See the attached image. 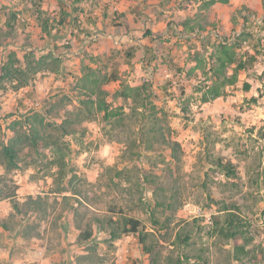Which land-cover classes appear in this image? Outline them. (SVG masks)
Here are the masks:
<instances>
[{"label": "rangeland", "instance_id": "obj_1", "mask_svg": "<svg viewBox=\"0 0 264 264\" xmlns=\"http://www.w3.org/2000/svg\"><path fill=\"white\" fill-rule=\"evenodd\" d=\"M43 3L53 11L37 6ZM115 4L0 0V264H264L233 258L241 236L209 234L214 216H224L228 207L239 214L245 237L254 238L248 245L253 254L264 249V51L239 72L236 84L224 86V94L201 103L190 94L213 84L209 52L195 58L187 46L196 36L190 28L205 34L210 23L173 18L169 33L153 32L150 40L144 35L153 23H134ZM14 11L33 17L41 11L43 19L51 18V30H26L22 21L8 27ZM75 16L84 30L81 41L98 38L80 46V38L70 35ZM250 23L239 56L264 36L263 12ZM235 28L223 36L242 32ZM131 45L143 49L128 64L124 51ZM150 46L157 58L147 65ZM113 50L120 55L112 60ZM167 50L172 62L164 57ZM12 53L24 70L18 79L3 77ZM99 97L115 115L97 109ZM31 127L44 139L39 144L29 138ZM3 142L18 152L12 168ZM218 160L233 162L236 175L226 176ZM189 204L201 215L189 214ZM122 214L142 220L152 233V253L133 233L112 240L108 225L99 222ZM180 232L190 234L187 243L178 239Z\"/></svg>", "mask_w": 264, "mask_h": 264}, {"label": "trees", "instance_id": "obj_2", "mask_svg": "<svg viewBox=\"0 0 264 264\" xmlns=\"http://www.w3.org/2000/svg\"><path fill=\"white\" fill-rule=\"evenodd\" d=\"M215 1V0H213ZM222 2H226L228 0H221ZM37 6L41 7L37 4ZM39 14V19H43L41 16V11ZM17 20V12H12L11 17L8 21V27L13 28L14 23ZM247 20V18H246ZM15 21L14 23H12ZM78 17L75 16L74 25L76 29L78 28L79 24L77 23ZM52 21L51 18H44L42 20V30L45 33L51 30ZM188 22H185L184 25H187ZM202 27L200 24H198ZM252 27L251 23L245 24L242 32L235 36L234 38L222 36L219 38L218 42L211 43V38H207L206 40H202L201 46L203 49H211L209 54V71L213 77V84L208 86H200L196 87L195 91L190 94V97L195 101L205 103L210 101L213 98H217L224 94V86L226 85H234L238 81L239 72L241 70L247 69L249 66H252L255 61H257L258 56L257 54L260 51H264V36L257 37L251 43L252 48L255 50L254 53H250L249 51H244L243 56L238 55V48L241 49L244 46V42L246 40L245 33ZM191 30H195V27H191ZM78 32L75 33L78 38H81L80 33L84 32V30L77 29ZM151 31H148L147 34L150 35ZM237 40V41H236ZM141 48V46L131 45L124 51V57L127 59L128 64H132V60L136 56L137 51ZM155 50L152 47H147L146 53L149 54L147 57L146 63L147 65H151L153 60L157 58V54L154 52ZM198 53V52H197ZM198 53L197 55H199ZM120 55L117 50H113L112 54L109 56V59H115L117 56ZM51 55L47 54L42 56L40 59H45ZM54 59V58H53ZM89 59L91 61H97L98 56L90 55ZM40 61V60H39ZM19 63V59L16 57L15 53L9 57L8 61L5 62L3 65V77H8L12 79H18V74H22L24 70L17 66ZM232 67V72L229 73V68ZM178 70H182V68L177 67ZM110 76L112 79L119 78V62L114 63V67L110 72ZM220 80V81H219ZM169 84L167 81L161 85L163 90L168 89ZM243 86L245 90H249L251 88V84L248 81L243 82ZM94 90L91 91L93 93ZM86 95L88 92L86 90ZM126 98L129 97L130 94L127 92H122ZM95 102V101H94ZM97 109L99 111H103L105 116H113L115 115L112 110H110V103L106 100L105 97H99L98 100L95 102ZM31 134L29 135L30 139L33 140L34 143L39 144L43 141V137L37 132L35 128H30ZM2 153L7 161V168H12L16 165V159L18 156V152L14 145L7 144L3 142L2 144ZM218 166L221 167L226 176H235L236 169L233 162H223L222 160H218ZM225 211V215H215L214 216V224L212 229L209 230V234L212 235H219L222 238L226 239H236L239 236L243 238V243L236 244L233 249V258L237 261H242L245 257H255L258 261H264V249L260 248V251L257 254H253L252 250L248 248V245L254 241L253 237H245V232L243 230L244 223L239 217V214L236 211L230 210L228 207L223 209ZM108 225L110 228V238L112 240L119 239L122 235L133 233L136 234L138 237L139 243L142 245V249L145 253H152L153 246L147 244V238L152 234L148 230H146L143 226V222L141 219L128 215L122 214L118 218H107L105 220H99L101 225L104 226L103 222ZM91 232H87L85 238L90 237ZM178 239L182 243H187L191 236L188 233L183 234L178 233ZM187 258H189L187 256Z\"/></svg>", "mask_w": 264, "mask_h": 264}, {"label": "crops", "instance_id": "obj_3", "mask_svg": "<svg viewBox=\"0 0 264 264\" xmlns=\"http://www.w3.org/2000/svg\"><path fill=\"white\" fill-rule=\"evenodd\" d=\"M115 2L116 4L114 9H118L121 12L127 13L128 19L130 18L134 23L142 22L144 18L153 23V26L151 25L152 31L147 28L144 35V38L148 37L150 40L156 38L153 32L169 33L170 27L167 24L173 18L177 21L189 18L192 19L194 23H198L202 18L206 20V22L210 23V25H208L207 29L205 30V34H202L201 32V34L199 33L196 34V36H192V43L187 46L189 49V54L193 56L195 55V58L198 53L201 54V51H208L209 54L211 52V49L207 50L202 48V40L211 38V43L215 41L218 42L220 37L234 29L235 26H237L235 29L241 31L243 30L245 24L250 23V21H254L256 14L260 15V13H264V0H228L226 2H222L221 0H114V3ZM48 6V4L43 3L41 9L53 11V6H49L50 8H48ZM128 11L132 13H128ZM17 15L19 17L17 18L16 22L13 21L12 23L15 22L14 24H17V22L22 21L28 25L26 30L29 29L32 31L37 29V31L42 32L44 35L47 34L43 32L42 27L37 22L40 20L38 12L36 17L29 16L24 12H22V14L17 13ZM79 22H81V20H79ZM216 24L218 25L216 26ZM84 25L89 28H93L95 26L93 23H84ZM195 30H198V27H195ZM148 31H151L150 35L147 34ZM77 32L78 30L75 27L71 29L70 35L74 40L76 38L75 33ZM106 34L109 37L115 36L114 33L110 34V32H106ZM80 36L81 38L79 40V45L81 46L82 42H84L83 40L81 41L84 35L80 33ZM250 47L251 49L249 52L254 53L255 50L252 48L251 44L245 48L249 49ZM26 49L31 48L27 46ZM42 49H44V47H42ZM141 49L143 48L141 47L137 53ZM164 55L165 59H168L171 62L173 61V55H169V50H167ZM164 71L166 75L171 76V74L168 72L169 69L166 68ZM182 71L183 68L180 72Z\"/></svg>", "mask_w": 264, "mask_h": 264}, {"label": "built area", "instance_id": "obj_4", "mask_svg": "<svg viewBox=\"0 0 264 264\" xmlns=\"http://www.w3.org/2000/svg\"><path fill=\"white\" fill-rule=\"evenodd\" d=\"M195 34H199V30H196V32H195ZM240 34V32H238V31H234V33H233V35L230 37V38H234L236 35H239ZM96 38H98V36H97V34H94V35H92V36H89V37H86L85 38V41H84V43H87V42H89L90 40H92V39H96ZM186 209H187V211H188V213L189 214H191V215H193V216H200L201 215V208H199V207H197V206H193V205H191V204H189V205H187L186 206Z\"/></svg>", "mask_w": 264, "mask_h": 264}]
</instances>
